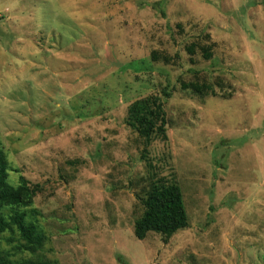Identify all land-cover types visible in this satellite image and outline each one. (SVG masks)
Here are the masks:
<instances>
[{
	"label": "rangeland",
	"instance_id": "374dc122",
	"mask_svg": "<svg viewBox=\"0 0 264 264\" xmlns=\"http://www.w3.org/2000/svg\"><path fill=\"white\" fill-rule=\"evenodd\" d=\"M151 94L167 138L144 149L126 114ZM0 148L10 183L40 187L25 212L42 246L17 252L5 233L12 255L264 264V0H0ZM158 178L180 185L188 215L166 242L133 229Z\"/></svg>",
	"mask_w": 264,
	"mask_h": 264
},
{
	"label": "trees",
	"instance_id": "16d2710c",
	"mask_svg": "<svg viewBox=\"0 0 264 264\" xmlns=\"http://www.w3.org/2000/svg\"><path fill=\"white\" fill-rule=\"evenodd\" d=\"M186 50L191 56L195 52V43L187 45ZM202 51L205 58L211 56L208 46H202ZM151 58H162L169 62L172 57L168 54L160 55L153 50ZM190 61H193L192 57ZM181 87L199 94H215L211 84L206 82L181 81ZM162 94L169 97L170 91L162 89ZM163 105L160 95L151 94L133 100L127 107L126 124L143 140L144 149L154 137L167 138V119ZM7 171L8 163L0 148V264H57L33 257H17L3 247L1 242L5 233H17L22 240L13 246L17 252L37 251L44 238L38 226L27 219L25 212V208L32 205L40 187L31 185L23 176H20L17 184H12L8 181ZM158 180L154 179L144 195L139 197L143 211L134 220L133 229L138 239H143L148 231H153L161 234L166 242L177 230L188 226V215L180 185L175 180ZM8 238L7 241L13 240L10 236Z\"/></svg>",
	"mask_w": 264,
	"mask_h": 264
}]
</instances>
